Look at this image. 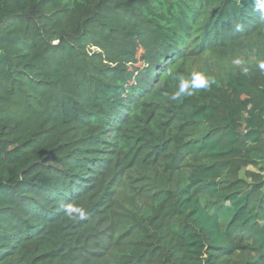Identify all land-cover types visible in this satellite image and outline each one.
Instances as JSON below:
<instances>
[{
    "label": "trees",
    "instance_id": "trees-1",
    "mask_svg": "<svg viewBox=\"0 0 264 264\" xmlns=\"http://www.w3.org/2000/svg\"><path fill=\"white\" fill-rule=\"evenodd\" d=\"M263 175L264 0H0V264H264Z\"/></svg>",
    "mask_w": 264,
    "mask_h": 264
},
{
    "label": "rangeland",
    "instance_id": "rangeland-1",
    "mask_svg": "<svg viewBox=\"0 0 264 264\" xmlns=\"http://www.w3.org/2000/svg\"><path fill=\"white\" fill-rule=\"evenodd\" d=\"M244 46V49H236L235 53L218 51L215 57L212 55L207 58H200L195 64L197 73L201 77H223L227 72L245 68L249 62L256 61V59L250 50L249 43H246ZM202 83L203 81H190L189 85L198 86ZM251 171L258 174L255 170Z\"/></svg>",
    "mask_w": 264,
    "mask_h": 264
},
{
    "label": "clouds",
    "instance_id": "clouds-1",
    "mask_svg": "<svg viewBox=\"0 0 264 264\" xmlns=\"http://www.w3.org/2000/svg\"><path fill=\"white\" fill-rule=\"evenodd\" d=\"M175 98H176V97L174 96L173 99H175ZM77 211H79V215H80V217L83 218L84 215H85V213H84L82 210H79V209H77Z\"/></svg>",
    "mask_w": 264,
    "mask_h": 264
}]
</instances>
